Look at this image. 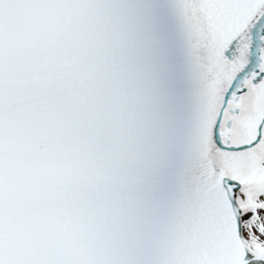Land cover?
Returning a JSON list of instances; mask_svg holds the SVG:
<instances>
[{"label":"snow or ice","instance_id":"obj_1","mask_svg":"<svg viewBox=\"0 0 264 264\" xmlns=\"http://www.w3.org/2000/svg\"><path fill=\"white\" fill-rule=\"evenodd\" d=\"M0 264H264V0H0Z\"/></svg>","mask_w":264,"mask_h":264}]
</instances>
